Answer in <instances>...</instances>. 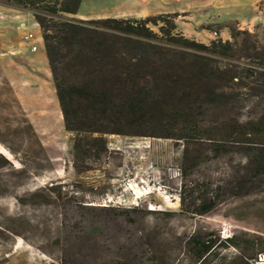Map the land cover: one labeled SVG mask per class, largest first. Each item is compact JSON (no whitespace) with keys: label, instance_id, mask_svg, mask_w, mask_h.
<instances>
[{"label":"trees","instance_id":"trees-1","mask_svg":"<svg viewBox=\"0 0 264 264\" xmlns=\"http://www.w3.org/2000/svg\"><path fill=\"white\" fill-rule=\"evenodd\" d=\"M1 3L42 12L34 18L65 130L75 138L76 173L91 171L93 161L109 154L107 136L148 137L183 142L184 154L196 158L242 155L247 179L230 188L229 195L243 196L260 184L264 32L241 30L237 23L208 25L203 30L217 38L205 44L178 31L177 14L83 21L67 18L78 14L82 0ZM224 29L228 40L220 37ZM216 108L232 116L209 130L206 116ZM223 183L188 179L177 216L196 218L214 211L228 195ZM185 254L189 262L178 264H258L264 259V237L242 233L223 239L214 231H195L185 240Z\"/></svg>","mask_w":264,"mask_h":264},{"label":"rangeland","instance_id":"rangeland-1","mask_svg":"<svg viewBox=\"0 0 264 264\" xmlns=\"http://www.w3.org/2000/svg\"><path fill=\"white\" fill-rule=\"evenodd\" d=\"M13 9L35 23L34 14H42ZM29 25L14 34L35 61L30 70L15 64L22 70L18 92L0 61V264H178L189 262L185 240L195 231L264 237V177L251 192L229 195L247 179L240 154L196 158L174 139L111 135L109 154L76 173L75 138L64 127L42 31ZM28 33L36 35L33 42L22 38ZM35 42L38 52L31 51ZM208 112L209 130L232 116L220 108ZM188 179L224 182L228 195L206 216H177Z\"/></svg>","mask_w":264,"mask_h":264},{"label":"crops","instance_id":"crops-1","mask_svg":"<svg viewBox=\"0 0 264 264\" xmlns=\"http://www.w3.org/2000/svg\"><path fill=\"white\" fill-rule=\"evenodd\" d=\"M15 12V9L0 4V56H4L0 61L11 86L18 92L21 85L16 81V72L22 70L16 65L30 70L35 61L27 59L24 48L17 43L18 38L14 34L27 27V23L29 27H37L38 32L40 29L30 17ZM174 14L178 15V31L186 38L200 43H208L217 38L215 33L207 31V41L202 39L206 38L203 27L208 25L237 23L241 30L252 32L258 27L264 29V0H82L78 14L73 17L91 21L110 18L146 19ZM220 37L223 40L229 39L227 29L221 31ZM43 50L47 61L44 42Z\"/></svg>","mask_w":264,"mask_h":264},{"label":"built area","instance_id":"built-area-1","mask_svg":"<svg viewBox=\"0 0 264 264\" xmlns=\"http://www.w3.org/2000/svg\"><path fill=\"white\" fill-rule=\"evenodd\" d=\"M35 39H36V35L33 34V33H28L27 35L24 36V40L27 41V42H33V40H35ZM39 48H40V43L39 42H35V44L31 48V50L33 52H36L37 50H39Z\"/></svg>","mask_w":264,"mask_h":264}]
</instances>
